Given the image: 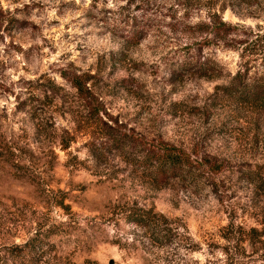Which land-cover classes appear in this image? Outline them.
<instances>
[{
  "label": "rangeland",
  "instance_id": "1",
  "mask_svg": "<svg viewBox=\"0 0 264 264\" xmlns=\"http://www.w3.org/2000/svg\"><path fill=\"white\" fill-rule=\"evenodd\" d=\"M127 1L0 0V264H264V110L219 88L264 70V0ZM142 12L155 25L137 44L113 34ZM212 15L238 32L180 31ZM186 43L222 74L171 77ZM161 140L190 174L152 180L145 141ZM142 206L167 219L166 242L124 218Z\"/></svg>",
  "mask_w": 264,
  "mask_h": 264
},
{
  "label": "trees",
  "instance_id": "2",
  "mask_svg": "<svg viewBox=\"0 0 264 264\" xmlns=\"http://www.w3.org/2000/svg\"><path fill=\"white\" fill-rule=\"evenodd\" d=\"M146 1L130 0L127 1V4L128 6L133 5L134 12L139 10V4H143ZM238 1L249 6L258 2L257 0ZM172 5H179V3L173 2ZM208 18V20L192 26L185 24L180 31L189 32L192 27H199L198 32L201 34L200 42L202 44H208L207 41L209 40L217 42L238 32L237 25L232 22L223 20L217 15H212ZM154 25L152 19L147 17L145 12H142L133 14L126 20L113 22L111 30L125 44L135 45L147 35ZM168 25L171 26L173 24L168 22ZM256 37L258 36L256 35ZM241 50H245V46ZM167 69L173 78H181L186 74H194L199 77H217L222 74L221 68L214 59L209 56H202L200 53H190L187 43L182 47V53L176 60L167 64ZM247 73L248 69L241 67L219 88L240 101L251 102L264 110V70L257 71L253 77H250V80L246 79ZM62 76L77 92V95L85 101L89 113L92 116H98L100 113V102L87 85L90 75L86 72H73L69 75L63 73ZM119 138L117 137L113 141L118 147H122L121 139ZM136 139L141 141L139 138ZM145 143L148 144V148L145 152L144 168L148 170V175L153 178V181L158 184H165L171 179L181 178L191 173L192 160L185 149L167 144L162 140L158 141L155 146H150L149 141H145ZM124 218L144 230L151 240L161 243L168 240L170 235V228L167 225L168 221L164 216H158L153 209L143 206L138 207L128 211ZM162 238H166V241H163ZM27 244H29V241L26 242Z\"/></svg>",
  "mask_w": 264,
  "mask_h": 264
},
{
  "label": "clouds",
  "instance_id": "3",
  "mask_svg": "<svg viewBox=\"0 0 264 264\" xmlns=\"http://www.w3.org/2000/svg\"><path fill=\"white\" fill-rule=\"evenodd\" d=\"M109 6L111 7L112 5H111V0H110V3H109Z\"/></svg>",
  "mask_w": 264,
  "mask_h": 264
}]
</instances>
